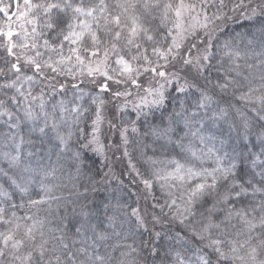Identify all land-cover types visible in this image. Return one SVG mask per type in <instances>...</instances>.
<instances>
[{
  "label": "clouds",
  "instance_id": "9594fccd",
  "mask_svg": "<svg viewBox=\"0 0 264 264\" xmlns=\"http://www.w3.org/2000/svg\"><path fill=\"white\" fill-rule=\"evenodd\" d=\"M16 4L0 264H264V0Z\"/></svg>",
  "mask_w": 264,
  "mask_h": 264
},
{
  "label": "snow or ice",
  "instance_id": "6c2138e0",
  "mask_svg": "<svg viewBox=\"0 0 264 264\" xmlns=\"http://www.w3.org/2000/svg\"><path fill=\"white\" fill-rule=\"evenodd\" d=\"M25 2L27 3L28 0H25ZM16 7L19 8V3L16 4ZM0 13H4L6 14V18L11 20L14 17L12 16V14H9L8 9H4V8H0ZM7 35L11 38L14 33L10 30ZM161 75H164V73H160ZM121 135L123 136L124 133L122 132ZM175 164V173H179L180 174V178L183 179V173H182V168L183 166L181 164H179V162H173ZM174 173L173 172H169L168 175L172 176ZM204 185L203 184H199L197 185L198 189H203ZM219 241H213V244H219ZM217 254H222L220 252V249L217 248ZM212 254H209V256H203V255H197L196 256V264H212V259H211Z\"/></svg>",
  "mask_w": 264,
  "mask_h": 264
},
{
  "label": "trees",
  "instance_id": "16d2710c",
  "mask_svg": "<svg viewBox=\"0 0 264 264\" xmlns=\"http://www.w3.org/2000/svg\"><path fill=\"white\" fill-rule=\"evenodd\" d=\"M15 3H20V0H15ZM14 10H15V6L12 9L9 10V14H11L12 11H14Z\"/></svg>",
  "mask_w": 264,
  "mask_h": 264
},
{
  "label": "water",
  "instance_id": "95a60500",
  "mask_svg": "<svg viewBox=\"0 0 264 264\" xmlns=\"http://www.w3.org/2000/svg\"><path fill=\"white\" fill-rule=\"evenodd\" d=\"M1 15H3L2 13H0Z\"/></svg>",
  "mask_w": 264,
  "mask_h": 264
}]
</instances>
